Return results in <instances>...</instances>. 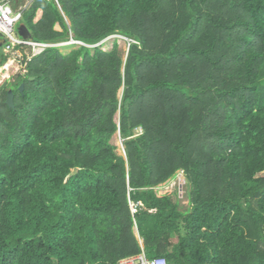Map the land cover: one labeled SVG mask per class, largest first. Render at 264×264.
Masks as SVG:
<instances>
[{
  "label": "trees",
  "instance_id": "trees-1",
  "mask_svg": "<svg viewBox=\"0 0 264 264\" xmlns=\"http://www.w3.org/2000/svg\"><path fill=\"white\" fill-rule=\"evenodd\" d=\"M22 23L129 51L49 48L0 86V264H264V0H36ZM179 170L186 211L154 191Z\"/></svg>",
  "mask_w": 264,
  "mask_h": 264
},
{
  "label": "built area",
  "instance_id": "built-area-1",
  "mask_svg": "<svg viewBox=\"0 0 264 264\" xmlns=\"http://www.w3.org/2000/svg\"><path fill=\"white\" fill-rule=\"evenodd\" d=\"M18 1L19 0H0V40L4 41L2 46L3 53L7 56L6 63L1 67L0 83L4 84L9 81L8 74L12 69H16L19 72V75H26L27 64L46 49L58 48L61 50L63 48L73 49L82 46L95 49L101 45H86L85 43L74 39L72 34H70V38L67 41L58 43L37 42L33 39L23 38L18 31L20 25L23 24V15L36 0H23L24 3L21 5H18ZM55 1L58 2V0ZM2 70L8 74L1 75L3 74ZM1 76H5L3 77V81H1ZM172 179H177L179 181L180 184L177 185L178 188L186 186L184 170H179L176 176ZM168 181L154 188V191L159 197L167 195L166 193L163 194V190L169 185L170 182ZM140 207H142V203L140 202L130 203V208L133 214L137 213ZM119 264H167V262L163 258L149 259L143 252L137 256L122 259Z\"/></svg>",
  "mask_w": 264,
  "mask_h": 264
},
{
  "label": "rangeland",
  "instance_id": "rangeland-1",
  "mask_svg": "<svg viewBox=\"0 0 264 264\" xmlns=\"http://www.w3.org/2000/svg\"><path fill=\"white\" fill-rule=\"evenodd\" d=\"M18 3H19L18 5H21L24 3V1L19 0ZM58 30H61V28L58 27ZM116 40L119 44L121 54L125 60L127 57L128 51H129V45H128V41L126 39L121 38L120 36H113V37H110V38L106 39L105 41H103L99 47H101V49H103L104 51H110V50H112L114 42ZM70 50L71 49L63 48V49H61V52L62 53H68ZM0 71H1V68H0ZM2 73L3 74H1V75H7L8 74L7 72H5L3 70H2ZM8 75H9V82L13 83L16 80L17 76L19 75V72L16 69H12ZM3 77H5V76H1V81H3ZM1 84L2 83H0V86H2ZM121 94H122V92H120V95ZM116 119L117 120L119 119V114H117ZM136 133H138V134L141 133V129L137 130ZM112 144L115 147H117V153L119 155L125 156V148H124L123 140H122L119 132L114 135V137L112 139ZM168 182H170V183H169V185H167L164 188L163 194L166 193L167 195L176 196V198L178 199V202L181 205V209L186 211L188 209V204H189V201L187 199L186 186L183 188H178L177 185H179L180 183L177 179H174V180L171 179Z\"/></svg>",
  "mask_w": 264,
  "mask_h": 264
},
{
  "label": "water",
  "instance_id": "water-1",
  "mask_svg": "<svg viewBox=\"0 0 264 264\" xmlns=\"http://www.w3.org/2000/svg\"><path fill=\"white\" fill-rule=\"evenodd\" d=\"M18 31H19L20 36H22L23 38L32 39L31 33L28 31V29L26 28V26L24 24L20 25ZM3 44H4V41L0 40V47H2ZM29 80H32V78H29ZM23 90H24V85H21L20 91L22 92ZM6 104L10 108H14V95H13L12 91H9V93H8V98H7Z\"/></svg>",
  "mask_w": 264,
  "mask_h": 264
},
{
  "label": "crops",
  "instance_id": "crops-1",
  "mask_svg": "<svg viewBox=\"0 0 264 264\" xmlns=\"http://www.w3.org/2000/svg\"><path fill=\"white\" fill-rule=\"evenodd\" d=\"M42 14H43V12L40 10V11H38V13H37V18H36V20L35 21H38L39 19H41V17H42ZM58 27L59 26H57L56 27V29L58 30Z\"/></svg>",
  "mask_w": 264,
  "mask_h": 264
}]
</instances>
